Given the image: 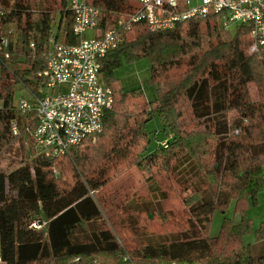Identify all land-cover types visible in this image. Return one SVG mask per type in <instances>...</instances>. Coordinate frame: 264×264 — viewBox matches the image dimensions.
Instances as JSON below:
<instances>
[{
    "label": "trees",
    "instance_id": "trees-1",
    "mask_svg": "<svg viewBox=\"0 0 264 264\" xmlns=\"http://www.w3.org/2000/svg\"><path fill=\"white\" fill-rule=\"evenodd\" d=\"M67 1L0 0V40L8 38L10 55L0 53V150L16 139V88L38 93V73L46 69L58 33L63 31L65 44L78 43ZM88 2L102 10V32L136 10L130 0ZM55 14L61 17L57 34ZM9 25L16 31L4 36ZM123 35L103 60V82L115 102L99 143L86 144L70 158L38 155L31 141L27 151L21 143V166L0 174L4 264H123L126 257L135 264H264V221L255 230L248 216L264 195V53H249L250 27L232 35L212 16L161 32L140 22ZM122 57L150 60L154 100L144 90L120 85L115 71ZM153 120L161 122L166 139L172 137L168 148L149 153ZM184 160L193 174L181 171ZM137 173L139 181L124 180ZM178 193L189 195V218L178 230L141 225L142 217L173 222L165 207ZM232 206L238 223L228 217ZM217 213L224 217L221 228L209 236L207 225ZM251 236L255 243L247 241Z\"/></svg>",
    "mask_w": 264,
    "mask_h": 264
},
{
    "label": "built area",
    "instance_id": "built-area-1",
    "mask_svg": "<svg viewBox=\"0 0 264 264\" xmlns=\"http://www.w3.org/2000/svg\"><path fill=\"white\" fill-rule=\"evenodd\" d=\"M136 10L125 15L118 27L99 29L102 10L88 0H69L74 15L73 34L78 43L67 45L52 39L46 69L38 73L42 86L37 94L28 92L16 105L19 120L11 124L16 139L31 141L38 155L52 158L70 156L88 143L95 142L104 131L105 114L112 110V89L102 81L101 70L107 55L118 49L126 32L136 23L145 22L151 32L169 31L193 18L224 20L226 31L233 24L251 29L250 54L264 53V0H130ZM89 30L96 36L86 38ZM101 31V32H100ZM9 40H0V53H6ZM4 53V54H5ZM6 59L10 55L6 53ZM172 137V136H171ZM168 138V139H171ZM168 139L160 145L168 148ZM34 227L42 228L41 223ZM0 264H4L0 234ZM123 264H135L130 258ZM157 264H207L200 261H167Z\"/></svg>",
    "mask_w": 264,
    "mask_h": 264
},
{
    "label": "rangeland",
    "instance_id": "rangeland-1",
    "mask_svg": "<svg viewBox=\"0 0 264 264\" xmlns=\"http://www.w3.org/2000/svg\"><path fill=\"white\" fill-rule=\"evenodd\" d=\"M53 3L55 1L59 0H50ZM68 2V1H67ZM68 4V3H67ZM69 7V5H68ZM60 16L59 14H55V22H54V27L53 30L55 31L57 26L59 25L60 22ZM224 20L221 21V30L226 31L225 27L223 26ZM242 24L239 23L238 25L233 24L231 26V30L229 33L232 35L236 34V30L238 27H240ZM16 31L15 25H9L3 29V35H8L10 33H14ZM96 31L95 30H89L86 32L85 37L86 38H92L96 36ZM62 37L59 39L60 42H64L61 40ZM53 48V45H51V50ZM250 53V52H249ZM115 76L116 79L119 81L120 85L127 89H141L144 90L146 96L150 100H154L156 97L155 94V89L154 87L149 83V80L151 78V63L148 58L142 57L140 59H137L135 61H128L126 57H122L121 60V65L116 69L115 71ZM102 81H103V75H102ZM250 93L252 95V98L254 101L259 100V94L258 90L255 84H251L249 86ZM15 104H18V101L20 100L21 97H27L28 93L25 89L17 87L16 88V94H15ZM118 99H120V96H118ZM148 131L150 132V135L152 136V140L150 143V148H149V153H153L157 151L160 147V143L164 140L165 141V135L162 132V125L159 120H153L148 124ZM156 133L158 134L159 140L155 137ZM171 135L167 136V139L170 138ZM22 139L23 142H20ZM15 139V142H13L9 147L6 149L0 150V174L2 173H9L12 172L16 169H18L21 166V158H22V147L20 144H24L26 147V151L29 150L30 145L29 141L26 139L21 138ZM98 138L95 142H92L91 144H97ZM83 148V147H82ZM81 149V148H80ZM79 150V149H78ZM76 150V151H78ZM74 151V152H76ZM74 152L69 156V158L74 154ZM37 153V151H36ZM30 157L29 160H32L31 153L28 154ZM181 171L188 175L193 174L194 169L193 166L190 164L188 165V162L184 160L181 163ZM141 178V177H140ZM130 179L133 182L139 181V174L137 173L136 176H129L128 178L124 179L126 182H129ZM144 180V179H140ZM142 184L145 186L144 181ZM213 189L218 190V186H214ZM214 191V190H213ZM187 196H189L187 194ZM185 194H173L170 198V201L165 207V211L168 212L167 216L173 217V222H167L166 220H160L157 218L154 221H151L147 219L146 217H142L141 220V225H145L148 228H152L157 232L160 231H166L168 229L170 230H178L180 225H183L189 218L188 212H187V207L185 206L184 199L187 197ZM235 209L234 206L230 209L228 212V217L229 218H234V220L238 223L239 222V217H235L234 215ZM114 216L120 215L119 211L113 210ZM171 213V214H170ZM248 216L250 219H252L254 228L257 230L262 222L264 221V195H261L259 197V203L257 206H254L251 208V210L248 213ZM223 214L217 213L214 216L213 223L212 225H207V234L209 236H217L219 233V230L221 228L222 222H223ZM109 226H111V222L108 221ZM123 227V226H122ZM123 229V228H122ZM124 231V230H123ZM125 235L127 232H125ZM129 233V232H128ZM250 243H255V236H251L247 239Z\"/></svg>",
    "mask_w": 264,
    "mask_h": 264
},
{
    "label": "crops",
    "instance_id": "crops-1",
    "mask_svg": "<svg viewBox=\"0 0 264 264\" xmlns=\"http://www.w3.org/2000/svg\"><path fill=\"white\" fill-rule=\"evenodd\" d=\"M68 5H69V0H68ZM55 32H56V34L58 33L57 28H56ZM100 32H101V31H100ZM58 34H59V35H58V36H59L58 40H59L61 37H62V39H63V36H62V35H63V31H61V32L58 33ZM96 34H97V33H96ZM62 39H61V40H62ZM59 41H60V40H59ZM62 41H63V40H62Z\"/></svg>",
    "mask_w": 264,
    "mask_h": 264
}]
</instances>
